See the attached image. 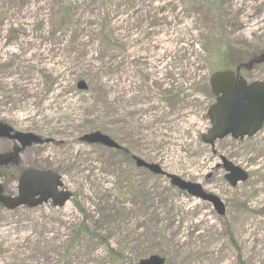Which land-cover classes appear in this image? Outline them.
<instances>
[{"label": "rangeland", "instance_id": "obj_1", "mask_svg": "<svg viewBox=\"0 0 264 264\" xmlns=\"http://www.w3.org/2000/svg\"><path fill=\"white\" fill-rule=\"evenodd\" d=\"M262 54L264 0H0V123L45 142L21 156L17 177L1 170L0 185L16 197L23 171L39 168L72 194L63 208L0 206V264H139L153 255L264 264V129L217 142L216 154L202 142L211 75ZM247 75L264 80V67ZM93 132L129 155L80 141ZM14 144L0 140V153ZM132 157L201 185L225 214ZM220 157L248 181L232 188L214 170Z\"/></svg>", "mask_w": 264, "mask_h": 264}, {"label": "water", "instance_id": "obj_2", "mask_svg": "<svg viewBox=\"0 0 264 264\" xmlns=\"http://www.w3.org/2000/svg\"><path fill=\"white\" fill-rule=\"evenodd\" d=\"M264 62V55L260 56L259 63ZM213 93L218 97L216 105L210 110L209 118L212 129L204 137V142L214 146L216 140H221L231 135L235 140H243L245 137H253L263 126L264 122V84H252L247 86L245 81H238L232 73L223 72L214 74L210 80ZM79 89L85 90L83 83ZM12 129L7 125L0 124V138L18 140L23 148L33 143L40 142L38 137L16 133L11 136ZM82 141L89 144H102L110 149H119V146L109 137L100 133L88 134L82 137ZM19 148L13 154L0 155V165H7L16 160ZM139 168H146L154 174H164L158 166L148 165L139 158H134ZM223 167L228 173L226 179L235 187L237 182L246 181L248 176L241 169L233 166L230 162L222 159ZM172 184L181 190L203 201L211 203L219 215L225 213L223 203L214 196L205 194L201 186L188 184L175 176H169ZM62 184L59 177L51 171L39 172L26 171L20 181L19 196L16 199L3 197V189L0 186V204L8 210H14L27 205L34 208L52 200L56 206H63L69 199V194H58V188ZM38 199H35L37 198ZM140 264H164V260L158 256H152Z\"/></svg>", "mask_w": 264, "mask_h": 264}, {"label": "flooded vegetation", "instance_id": "obj_3", "mask_svg": "<svg viewBox=\"0 0 264 264\" xmlns=\"http://www.w3.org/2000/svg\"><path fill=\"white\" fill-rule=\"evenodd\" d=\"M249 76L247 75L246 77H245V79H247L248 81H249V78H248ZM10 141V140H9ZM10 142H13V143H15L14 141H10ZM17 146V143H15L13 146H12V148H11V150L10 151H8V152H6V153H13L14 152V148ZM31 148V147H30ZM27 149H29V148H27ZM26 148L20 153V156H19V158H18V160L15 162V164H12V165H9V166H7V167H5V168H1L0 169V172H1V170H3V169H7V172L13 177V175H14V173H15V176H17L19 173H20V166H21V164H20V162H21V160H20V158H21V156L26 152V150H27ZM37 169H39V168H37ZM39 170H41V169H39Z\"/></svg>", "mask_w": 264, "mask_h": 264}, {"label": "trees", "instance_id": "obj_4", "mask_svg": "<svg viewBox=\"0 0 264 264\" xmlns=\"http://www.w3.org/2000/svg\"><path fill=\"white\" fill-rule=\"evenodd\" d=\"M221 29H223V28H221ZM227 49H229V48H226V49H224V50L221 51L222 56H225L228 53L227 52Z\"/></svg>", "mask_w": 264, "mask_h": 264}]
</instances>
